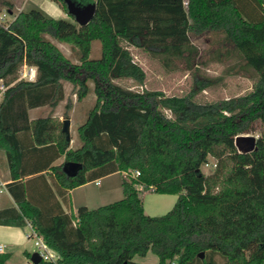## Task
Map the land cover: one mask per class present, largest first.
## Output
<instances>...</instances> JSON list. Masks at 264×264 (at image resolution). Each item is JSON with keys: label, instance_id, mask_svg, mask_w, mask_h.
I'll return each mask as SVG.
<instances>
[{"label": "trees", "instance_id": "obj_1", "mask_svg": "<svg viewBox=\"0 0 264 264\" xmlns=\"http://www.w3.org/2000/svg\"><path fill=\"white\" fill-rule=\"evenodd\" d=\"M51 1L67 11L63 0ZM81 1L96 3L86 26L36 9L17 12L7 28L0 24V82L8 87L0 102V150L12 177L6 187L16 203L0 210V224L30 222L57 256L40 264H140L134 257L149 252L159 264L175 259L264 264V240L249 260L242 253L264 238V0ZM2 6L14 13L12 1ZM206 31L221 33L253 71L251 91L207 102L198 94L213 85L209 78L198 79L186 96L144 88L146 73L130 47L166 68L184 60L192 69L199 50L190 34ZM52 38L69 44L78 63ZM95 41L101 45L99 58L91 57ZM24 65L37 68L35 81L18 80ZM116 80H132L142 91L125 89ZM65 82L79 100L91 92L90 83L96 95L75 149L61 120L51 114L29 117L31 109H56L65 99ZM258 125L256 149L240 153L236 137L253 134ZM29 153L39 156L33 164L25 162ZM61 156L82 163L83 170L68 178L64 164L52 166ZM211 159L214 170L206 174L202 168ZM46 171L54 174L60 195L124 173V196L95 209L82 206L77 213L60 205L57 211L47 209L45 198L30 192L38 180L47 182ZM29 175L36 176L25 179ZM149 191L176 194L178 200L165 215L150 216L142 196ZM9 258L0 254V264Z\"/></svg>", "mask_w": 264, "mask_h": 264}, {"label": "rangeland", "instance_id": "obj_2", "mask_svg": "<svg viewBox=\"0 0 264 264\" xmlns=\"http://www.w3.org/2000/svg\"><path fill=\"white\" fill-rule=\"evenodd\" d=\"M4 1L0 0V14H7L5 25L13 21L17 12H25V0H10L15 4L14 13H10L9 9L2 6ZM35 2V9L40 10L44 3L55 5L51 0H32ZM57 5V4H56ZM55 5V6H56ZM57 7V6H56ZM63 15L60 19H65L76 23L72 16L67 11L61 12ZM192 42L197 46L199 53L192 69L184 60L176 62L175 67L171 69L166 68L162 63L147 52L136 48L130 47V51L134 60L143 68L146 73V81L144 88L147 90L162 91L166 96H186L195 88V83L198 79L209 78L213 81V85L206 88L198 94V99L201 101L213 102L223 99L234 98L251 91L254 82L253 71L246 66V63L238 58L236 52L231 45H227L223 41L221 33L203 32L190 34ZM74 63H78L77 57L71 51L69 44L60 43L55 39H51ZM101 56L100 42L93 43L92 58H99ZM30 66H22L18 74V79L28 80V75L23 78L25 72H29ZM125 89L133 91H142V88L132 80H116L115 81ZM91 92L82 100H79L76 95V89L72 84L65 82V99L60 102L57 109L52 112H57L59 120L70 119V135L71 147L77 148L81 145L79 138V127L83 125L89 115V112L95 106L96 95L93 91V84L90 83ZM41 115H46L48 107L37 109ZM34 114V113H33ZM66 115L68 118H65ZM63 122V121H62ZM256 138L260 135V126H257L256 132L253 134ZM214 160L211 159L210 166H203L202 171L206 174L211 173ZM135 174V173H134ZM124 173H116L103 178L101 181L102 186H97L95 183L88 184L82 189L75 191V198L81 201L87 196H91L92 201H88L91 209L98 208L103 205L119 201L123 198V182ZM105 192V195H103ZM144 210L150 216H162L168 213L176 204L178 195L176 194H161L152 191L145 192L143 195ZM79 200H75L73 204V211L82 206ZM28 231V230H27ZM31 230H29L30 233ZM28 233V235H29ZM28 238V237H27ZM35 240L28 238L27 243L23 246L14 247L11 249L14 256L11 264H29L25 251L30 254L37 251ZM52 253H54L52 251ZM55 254V253H54ZM231 259H233L230 256ZM176 260V259H175ZM135 261V260H134ZM30 264H32L30 262Z\"/></svg>", "mask_w": 264, "mask_h": 264}, {"label": "crops", "instance_id": "obj_3", "mask_svg": "<svg viewBox=\"0 0 264 264\" xmlns=\"http://www.w3.org/2000/svg\"><path fill=\"white\" fill-rule=\"evenodd\" d=\"M25 1H26L25 5H24V11L25 12H27L31 9H35V7H34L36 4L35 2H33L32 0H25ZM55 5H56V3H55ZM55 5L44 3V6L39 11H41L46 17L53 18V19H60V17L63 15L61 12L65 11V10L63 9L62 5L57 4L56 5L57 7ZM32 68H33V72L35 73V78L32 79L31 81H35L37 78V68L36 67H32ZM18 80H20V79H18ZM2 83L3 82H0V85ZM14 83H12L11 85H13ZM45 107H48V106L39 107V108L29 110L30 120L46 117L50 114L57 118V116H58L57 112H52V109L49 107H48L49 110L46 111L47 114L45 116L41 115V113H39V112H36V111H39L37 109L45 108ZM61 121H63V120H61ZM37 159H39L38 154L29 153L28 156L26 157L25 162H29L30 164H33ZM44 159L47 160L49 158L47 156ZM64 163H65V157L61 156L52 163V166H60ZM46 172H49L46 175L47 182L44 180H38L37 182H35V184L33 186V188H35V189H33V191L31 190L30 192H33L34 193L33 195H35V196L38 195V196H43V198H45V201H46L45 202V208H47V209L49 208L51 210L57 211L59 209L58 205H60L61 209L64 212L69 213V214L70 213H77V210L82 206H86L89 209H91L89 207V205H87L88 201L89 202L92 201L91 196H87V198L85 197L84 200L81 201L80 199L75 198V191H77L78 189H82L91 183H95L97 186H102V183L100 180H102L103 178H106L110 175L116 174V173L110 174L108 176L97 179L95 181H92V182L87 183L85 185H82L80 187L74 188V189L68 191L67 193H65V195H60L58 193V188H57V185L55 183L54 174L51 171H46ZM46 172H44V173H46ZM33 176H36V175H29L28 177H25V179L32 178ZM11 181H12V177L10 174L6 154L4 151L0 150V187H2V192H0V210L8 208V207L16 206V203H15L13 197L8 192L7 187H6L7 183H9ZM97 182H99V184H97ZM49 186L51 189L48 188ZM103 193H104L103 195H105V192H103ZM75 200H79V204H83L82 206H80L76 210V212L73 211V204H74ZM93 209H95V208H93ZM30 224L31 223L28 222L25 227H15V226L0 224V244L5 245V247H6V250L4 253L10 255V258H9L7 264H11V260L13 259V256H14L11 249L14 247H18L20 245L23 246L24 244H26L28 242L27 237H28V233L30 230ZM263 240H264V238L258 242L250 244L247 248L242 250L244 257H246L247 260H249L255 254L257 243H262ZM28 254H30V253L26 250L25 255L27 256V259H28L29 264H30L31 257L29 258ZM32 254H31V256H32ZM134 260L140 264H159V258L151 252H149L144 257L135 256Z\"/></svg>", "mask_w": 264, "mask_h": 264}, {"label": "water", "instance_id": "obj_4", "mask_svg": "<svg viewBox=\"0 0 264 264\" xmlns=\"http://www.w3.org/2000/svg\"><path fill=\"white\" fill-rule=\"evenodd\" d=\"M63 3L66 5L68 14L73 17L74 21L79 26H86L89 24L96 13L95 2L85 3L81 0H63ZM70 125V119L63 120L62 130L66 135L67 142H71ZM256 141L257 138L254 135H239L235 139V145L240 153H250L256 149ZM62 170L68 178H73L83 170V164L66 161ZM199 257L203 259L205 254L201 253ZM30 260L32 264H40L43 257L38 251H36L32 254Z\"/></svg>", "mask_w": 264, "mask_h": 264}, {"label": "built area", "instance_id": "obj_5", "mask_svg": "<svg viewBox=\"0 0 264 264\" xmlns=\"http://www.w3.org/2000/svg\"><path fill=\"white\" fill-rule=\"evenodd\" d=\"M7 14H0V24L3 25L4 27H8L9 24L5 25L4 22L6 21ZM27 66V65H25ZM29 72H25L23 74V78L26 79L28 75V80H32L35 78V73L33 72V68L30 66L29 67ZM7 86H5L3 83L0 85V102L4 96V92L7 90ZM206 166H210L209 164H206ZM213 166H215L213 164ZM137 175H139V172H137ZM99 184V182H97ZM0 192H2V187H0ZM30 233L28 235V238H33L35 240V246L37 247V251L41 254L43 259L55 262L56 261V253H52V250L48 247V245L44 242L43 238L39 236V234L33 229L32 225L30 224ZM6 250L5 245L0 244V254H3ZM169 264H179L178 260H173Z\"/></svg>", "mask_w": 264, "mask_h": 264}]
</instances>
